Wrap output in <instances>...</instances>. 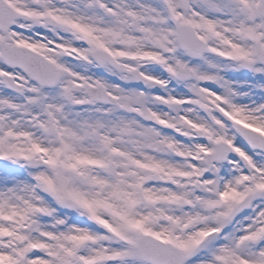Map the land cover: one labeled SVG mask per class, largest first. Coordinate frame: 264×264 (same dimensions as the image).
Segmentation results:
<instances>
[{
	"label": "snow or ice",
	"instance_id": "obj_1",
	"mask_svg": "<svg viewBox=\"0 0 264 264\" xmlns=\"http://www.w3.org/2000/svg\"><path fill=\"white\" fill-rule=\"evenodd\" d=\"M0 264H264V0H0Z\"/></svg>",
	"mask_w": 264,
	"mask_h": 264
}]
</instances>
